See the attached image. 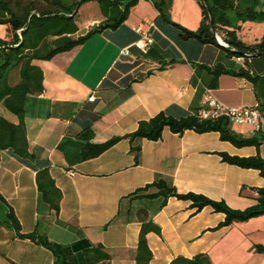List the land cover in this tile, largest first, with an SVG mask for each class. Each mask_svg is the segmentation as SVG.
I'll list each match as a JSON object with an SVG mask.
<instances>
[{"label":"crops","instance_id":"crops-1","mask_svg":"<svg viewBox=\"0 0 264 264\" xmlns=\"http://www.w3.org/2000/svg\"><path fill=\"white\" fill-rule=\"evenodd\" d=\"M90 2L95 1L82 5ZM96 15L82 26L77 22L75 36L103 19L100 11ZM226 17L228 25L221 27V34L234 30L247 45L264 35V21L243 20L233 11L226 12ZM167 18H158L151 0H139L118 28L97 33L50 60L33 61L42 70L43 91L25 101L28 148L49 162L50 174L62 193L60 210L54 215L40 201L32 168L10 151H0V264H53L54 259L48 249L16 237L3 223L8 206L22 233L37 231L54 242L79 245L80 264L85 263L81 248L97 244L111 255L109 264H135L144 216L152 218L161 231L147 235L150 264H170L176 256L191 258L198 253L208 254L212 264H220L221 258L230 264H264V253L254 250L255 244L264 245V215L217 227L224 214L208 206L196 211L189 201L169 197L159 207V198L127 197L162 177L179 192L223 199L232 208L255 204L251 187H264V178L256 169L223 162L217 153L263 157L264 125L256 131L248 125L230 124L242 136L262 135L259 148L235 147L215 131L176 134L165 128L160 139L142 140L138 165H134L127 139L94 158L80 159L85 140L100 143L132 132L140 120L162 110L175 117L193 113L206 89L228 105L258 102L264 114V52L243 56L240 62L224 45L183 37L180 27L196 30L201 22L197 0H171ZM138 27L153 39L146 51L133 46L141 36ZM123 48H128V55H121ZM216 65L245 70L250 78L224 73L217 86L210 87ZM91 95L93 101L88 100ZM3 114L18 121L16 116ZM95 114L97 119L92 118ZM88 124L90 130L83 137L80 132Z\"/></svg>","mask_w":264,"mask_h":264},{"label":"trees","instance_id":"trees-1","mask_svg":"<svg viewBox=\"0 0 264 264\" xmlns=\"http://www.w3.org/2000/svg\"><path fill=\"white\" fill-rule=\"evenodd\" d=\"M95 1L103 19L93 25L85 34L75 36L78 30L77 14L82 4ZM139 0H0V25L7 26V37L0 36V151L8 150L28 167L35 171V182L38 198L44 202L50 211L57 215L60 210L62 193L56 186L50 174V164L47 160L37 158L28 148L26 127L24 123L25 101L27 96L43 91V74L34 60H50L55 55L70 51L82 45L97 33L118 28L128 17L131 8ZM202 11L201 22L196 30L182 28L185 38H193L201 43H216L212 34L209 16L201 0H197ZM213 16L216 31L228 44L230 55L240 56L259 53L264 49V35L259 42L247 45L240 41L234 30H223L228 25L226 12L233 11L243 20L264 21V1L261 0H206ZM158 11V18L168 19L167 11L171 0H151ZM212 83L216 87L221 74H232L250 78L245 70L231 71L222 65H216L212 70ZM3 108V110H1ZM197 110V109H196ZM188 113L175 117L166 111H159L148 119L140 120L134 131L121 136H113L100 143L85 140L80 149V159L94 158L112 147L121 139L129 142V152L133 156L134 165L141 160L142 140L156 141L162 136L165 128L176 134L186 130L196 133L215 131L219 138L228 141L235 147L254 146L259 148L263 141L260 134L245 137L236 133L230 127L227 118L204 119L196 114ZM2 111V112H1ZM9 112L17 117L16 123L10 121L3 113ZM98 114L93 115L97 119ZM90 130V124L80 132L85 137ZM227 164L245 169H256L264 178V156L231 155L227 152L217 153ZM256 193V203L244 209L232 208L225 200L212 199L195 192H179L165 178L158 177L142 187L136 188L127 197L131 199L159 198V207H163L169 197L189 201L196 211L208 206L214 212L223 213L224 219L217 227L229 226L234 222L247 221L253 217L264 215V187H251ZM137 247L134 254L135 264H150L152 252L148 246L147 235L150 232L160 234V227L152 218H141ZM14 231L16 237L29 239L48 249L53 255V264H80L76 251L79 245L61 244L50 240L46 234L37 231L22 233L21 225L8 206L7 219L3 222ZM81 244V243H80ZM84 264H109L111 255L101 244L82 247ZM254 250L264 253V245L255 244ZM170 264H212L206 253H198L191 258L174 257Z\"/></svg>","mask_w":264,"mask_h":264},{"label":"built area","instance_id":"built-area-1","mask_svg":"<svg viewBox=\"0 0 264 264\" xmlns=\"http://www.w3.org/2000/svg\"><path fill=\"white\" fill-rule=\"evenodd\" d=\"M150 25L153 26L154 24L150 23ZM136 31L140 32L141 36L134 42L133 46L139 51H146L153 43V39L148 34L143 33L140 27L136 28ZM226 45L228 46L227 43ZM120 53L121 55H128V48H123ZM236 60L243 62L244 57L237 56ZM94 98L91 95L88 100L93 101ZM196 114L204 119L224 117L228 119L230 124L248 125L256 131H259L264 125V114L258 102L252 105H228L209 94L207 89L196 110Z\"/></svg>","mask_w":264,"mask_h":264},{"label":"rangeland","instance_id":"rangeland-1","mask_svg":"<svg viewBox=\"0 0 264 264\" xmlns=\"http://www.w3.org/2000/svg\"><path fill=\"white\" fill-rule=\"evenodd\" d=\"M97 13H99V9L97 7L96 2H90L87 3L85 5H82L81 8H79L78 10V14H77V22L79 23L80 26L83 25V23L85 21H87L88 19H94L97 15ZM83 28V27H82ZM0 35L7 37L9 35V33H7L5 26L0 25ZM1 110H3V108H1ZM5 114L8 117H13L14 115L4 111ZM221 263L220 264H230V260H224L221 258Z\"/></svg>","mask_w":264,"mask_h":264},{"label":"water","instance_id":"water-1","mask_svg":"<svg viewBox=\"0 0 264 264\" xmlns=\"http://www.w3.org/2000/svg\"><path fill=\"white\" fill-rule=\"evenodd\" d=\"M201 1H202V3L204 4L205 9H206V11H207V13H208V16H209V23H210V28H211V31H212L213 36L215 37L216 42H217L218 44L224 45L225 47H228V46L226 45V43L223 42V41L218 37V35H217L216 27H215V24H214V21H213V16H212V13H211V11H210V8H209V6H208L207 1H206V0H201ZM232 51H234V50L232 49ZM261 52H264V49H263ZM240 55H242V56H248V54L245 53V52H240Z\"/></svg>","mask_w":264,"mask_h":264}]
</instances>
